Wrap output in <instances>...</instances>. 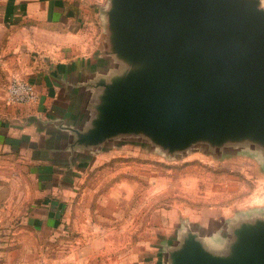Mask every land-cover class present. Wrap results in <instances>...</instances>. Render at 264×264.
<instances>
[{"label": "crops", "instance_id": "obj_1", "mask_svg": "<svg viewBox=\"0 0 264 264\" xmlns=\"http://www.w3.org/2000/svg\"><path fill=\"white\" fill-rule=\"evenodd\" d=\"M112 8L113 0H0V264H32L37 246L59 264L54 250L74 236L75 221L65 216L77 181L109 152L125 146L168 162L186 150L170 152L142 132L93 138L107 86L130 68L114 51ZM13 77L33 84L35 102L6 101ZM197 224L220 221L187 227ZM184 229L162 239L161 259L147 264H171V246L189 234L202 244L201 231Z\"/></svg>", "mask_w": 264, "mask_h": 264}, {"label": "water", "instance_id": "obj_2", "mask_svg": "<svg viewBox=\"0 0 264 264\" xmlns=\"http://www.w3.org/2000/svg\"><path fill=\"white\" fill-rule=\"evenodd\" d=\"M114 51L130 64L106 88L93 136L142 132L170 152L245 137L264 147V9L257 0H113ZM264 223H241L229 256L195 235L171 264H264Z\"/></svg>", "mask_w": 264, "mask_h": 264}, {"label": "rangeland", "instance_id": "obj_3", "mask_svg": "<svg viewBox=\"0 0 264 264\" xmlns=\"http://www.w3.org/2000/svg\"><path fill=\"white\" fill-rule=\"evenodd\" d=\"M178 153L162 162L150 156L153 153L121 146L85 170L65 216L75 221L74 236L59 241L58 250H54L59 254L58 263L154 262L161 259L159 246L167 245L161 240L176 238L183 227V232L201 231L207 253L226 257L237 223L245 220L251 227H263L261 144L248 137L218 146L198 141ZM199 219L220 221V226L202 230L198 224L187 227ZM180 245L174 242L170 250ZM39 248L29 261L48 264V250ZM66 250L69 252L65 255Z\"/></svg>", "mask_w": 264, "mask_h": 264}, {"label": "built area", "instance_id": "obj_4", "mask_svg": "<svg viewBox=\"0 0 264 264\" xmlns=\"http://www.w3.org/2000/svg\"><path fill=\"white\" fill-rule=\"evenodd\" d=\"M36 99L37 94L33 84L16 77L10 79L6 89V101L9 104H30Z\"/></svg>", "mask_w": 264, "mask_h": 264}]
</instances>
